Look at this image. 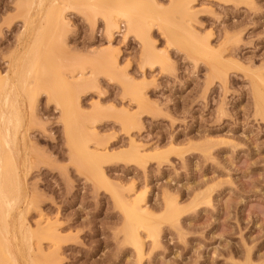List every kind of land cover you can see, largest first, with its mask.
<instances>
[{"label": "rangeland", "instance_id": "rangeland-1", "mask_svg": "<svg viewBox=\"0 0 264 264\" xmlns=\"http://www.w3.org/2000/svg\"><path fill=\"white\" fill-rule=\"evenodd\" d=\"M19 1L0 0V78L19 60L32 87L10 79L0 93L18 175L15 205L0 200V262L264 264V0ZM62 86L67 100L51 94ZM134 200L145 214L132 219Z\"/></svg>", "mask_w": 264, "mask_h": 264}, {"label": "bare ground", "instance_id": "bare-ground-1", "mask_svg": "<svg viewBox=\"0 0 264 264\" xmlns=\"http://www.w3.org/2000/svg\"><path fill=\"white\" fill-rule=\"evenodd\" d=\"M19 1V0H18ZM29 1V0H28ZM44 1V0H43ZM52 1V0H51ZM66 1V0H65ZM80 1H82V0H80ZM118 1H120V0H116L115 1V6H117L118 5ZM19 2H21V1H19ZM31 2V1H30ZM21 3H23L24 4V2H21ZM33 3V2H32ZM46 3V2H45ZM50 3V2H49ZM55 3V2H54ZM18 4H20V3H18ZM28 4H30V3H28ZM48 5V4H47ZM55 5V4H54ZM29 6V5H28ZM18 7V6H17ZM43 7V6H42ZM47 7V6H46ZM52 7H55V6H52ZM45 8V7H44ZM116 8V7H115ZM118 8V7H117ZM135 8V7H134ZM41 9V8H40ZM49 9H51V8H49ZM55 9V8H54ZM130 9H132V8H130ZM38 10H39V8H38ZM45 10H46V12H51L52 10H47L46 8H45ZM120 10V9H119ZM127 10L128 9H124V10H122V11H116V10H114L113 12H114V18H113V22H112V27L114 28V29H116L117 30V28H118V20H119V18H124V19H127L126 17H121V16H119V15H121V13H123V16H125V15H127L128 13H127ZM183 10V9H182ZM54 11V10H53ZM109 11H110V9H109ZM146 11H147V9H146ZM36 12H38V11H36ZM40 12V11H39ZM43 12H45V11H43ZM56 12V11H55ZM138 12H139V10H138ZM174 12H176V10L174 11ZM180 12V11H179ZM59 13V12H58ZM139 13H141L140 14V17L141 18H143V16H145V14L143 13V11L140 9V12ZM40 13H38V15H39ZM44 14H46V13H44ZM52 14H54V13H52ZM55 14H57V13H55ZM33 15H34V13H33ZM36 15V14H35ZM41 15V14H40ZM171 15V14H170ZM180 15V14H179ZM183 15V14H182ZM37 16V15H36ZM35 16V17H36ZM46 16V15H45ZM52 17H53V15H51ZM57 15H55L54 17H56ZM135 16H136V13L135 14H131L129 17H130V22H132L131 24H136L135 22H134V18H135ZM139 16V15H138ZM43 17V16H42ZM48 17V16H47ZM54 17H53V19H54ZM59 17V16H58ZM137 17V16H136ZM170 17V16H169ZM39 18V17H38ZM104 18V17H103ZM138 18V17H137ZM141 18H139V19H141ZM166 18V17H165ZM164 18V19H165ZM48 19V18H47ZM49 19H50V17H49ZM55 19H57V18H55ZM108 19H110V18H108ZM123 19V20H124ZM172 19V18H171ZM33 20V19H32ZM35 20V19H34ZM33 20V21H34ZM42 20V18L40 19V21ZM43 21V20H42ZM47 21V20H46ZM51 21H52V19H51ZM54 21V20H53ZM57 21V20H56ZM64 21V20H63ZM128 21V20H127ZM173 21V20H172ZM58 22V21H57ZM120 22V21H119ZM146 22V21H145ZM161 23L163 22V21H160ZM25 23H27V22H25ZM35 23V22H34ZM33 23V24H34ZM42 23V22H41ZM40 23V24H41ZM49 23H50V20H49ZM48 23V24H49ZM126 23V22H125ZM47 24V23H46ZM47 24V25H48ZM52 24H54V22L52 23ZM35 25V24H34ZM59 25V24H58ZM127 25H128V23H127ZM130 25V24H129ZM142 25V24H141ZM37 26H38V24H37ZM110 26V27H111ZM28 27V26H27ZM32 27V26H31ZM41 27H43V25L41 26ZM56 26H55V24H54V27H52V28H55ZM111 27V28H112ZM135 27H136V25H135ZM48 28V27H47ZM51 28V27H50ZM57 28V27H56ZM112 28V29H113ZM127 28V27H126ZM134 28V27H133ZM163 28H165V27H163ZM163 28H161V31H162V29ZM38 29H39V27H38ZM44 29H46L45 28V25H44ZM107 29H108V27H107ZM37 30V29H36ZM36 30H34V31H36ZM42 30V29H41ZM49 30V29H48ZM51 30H53V29H51ZM132 30V27L131 26H129L128 27V30H127V32L128 31H131ZM166 30H167V28H166ZM165 30V34H167V31ZM113 31V30H112ZM30 32V31H29ZM38 32V31H37ZM36 32V33H37ZM41 32V31H40ZM51 32V31H50ZM50 32H49V34H50ZM132 32H133V30H132ZM171 32V31H170ZM177 32H178V29H177ZM35 33V32H34ZM39 33V32H38ZM42 33H43V31H42ZM183 33V32H182ZM190 33V32H189ZM25 34V33H24ZM31 34V33H30ZM107 34V33H106ZM111 34V33H110ZM164 34V33H163ZM173 34V33H172ZM23 35V34H22ZM109 35V34H108ZM176 35V34H175ZM21 36V35H20ZM41 36H43V35H41ZM178 36H180L178 33H177V36L176 37H178ZM23 37V36H22ZM34 37V36H33ZM109 37H110V35H109ZM170 37V38H169ZM173 37H175V36H171V34L170 35H168L166 38V40L168 41V39L171 41V40H173L174 38ZM28 38V37H27ZM35 38H36V36H35ZM38 39H39V37H37ZM36 38V40L38 41V39ZM191 38V37H190ZM189 38V39H190ZM26 39V38H25ZM24 39V40H25ZM30 39H31V37H30ZM42 39V38H41ZM41 39H40V41H41ZM182 39H185V38H182ZM33 41H34V39H32ZM35 40V41H36ZM178 40V39H177ZM23 41V40H22ZM31 41V40H30ZM29 41V42H30ZM35 41H34V43H35ZM36 41V42H37ZM179 41V43L182 41L181 40V38H180V40H178ZM185 41V40H184ZM184 41H182V43H186V42H184ZM18 42H20L19 40H18ZM28 42V41H27ZM169 42V41H168ZM172 42V41H171ZM175 42H176V40L174 41V44H175ZM24 43V42H23ZM40 43V42H39ZM170 43V42H169ZM178 42H176V44H179ZM195 43H197V42H195ZM201 43V42H200ZM30 44V43H29ZM41 44H43V43H41ZM44 44H45V42H44ZM171 44H173V43H171ZM175 44V45H176ZM198 44V43H197ZM31 45V44H30ZM33 45V44H32ZM181 45V44H180ZM183 45H186V46H189L190 47V45H188L187 43L186 44H183ZM203 45V44H202ZM39 46V45H38ZM179 46V45H178ZM192 46V45H191ZM204 46V45H203ZM27 47H29L28 45H27ZM26 47V48H27ZM33 47H35V46H33ZM32 47V48H33ZM36 47H37V44H36ZM180 48H181V46H179ZM207 47V46H206ZM26 48H24V50L26 49ZM41 48V47H40ZM186 48V47H185ZM191 48V47H190ZM189 48V49H190ZM193 48V47H192ZM196 48H199V44H198V47L196 46ZM30 49L31 48H29V51H30ZM37 49H38V47H37ZM206 49V48H205ZM27 50H28V48H27ZM34 50V49H33ZM144 50V49H143ZM193 50H195V49H193ZM198 50V49H197ZM23 51V50H22ZM22 51H20L21 53H22ZM28 51V52H29ZM191 51V50H190ZM199 51V50H198ZM201 51V50H200ZM26 52V51H25ZM32 52H34V51H32ZM145 52V51H144ZM149 52V51H148ZM152 52V51H151ZM195 53H196V51H194ZM193 52V53H194ZM24 53V52H23ZM23 53H22V56H23ZM36 53H37V51H36ZM36 53H34L33 55H32V59H30L31 61L32 60H34V58H35V54ZM150 53V52H149ZM194 53V54H195ZM26 54H29V53H26ZM113 54V53H112ZM147 53H145V55H146ZM151 54V53H150ZM161 54H163V53H161ZM164 54H165V52H164ZM20 55V54H19ZM24 55H25V53H24ZM40 55V54H39ZM22 56H20V57H18V58H20V60H21V57ZM28 56V55H27ZM30 56V55H29ZM28 56V58L27 57H25V58H27L28 60H29V58L31 57H29ZM38 56V55H37ZM108 56V55H107ZM112 56V55H111ZM110 56V57H111ZM114 56V55H113ZM156 56H158V55H156ZM161 56V55H160ZM163 57H164V55H162ZM161 56V57H162ZM39 57V56H38ZM155 57V56H154ZM163 57H162V59H163ZM37 58V57H36ZM35 58V59H36ZM107 58V57H106ZM147 58V57H146ZM156 58V57H155ZM158 58H160V57H157V59ZM16 59V58H15ZM37 59H39V58H37ZM109 59H111L112 60V58H109ZM216 59V58H215ZM113 60H114V58H113ZM116 60V59H115ZM146 60H151L152 61V59H151V56L149 55V59H146ZM145 60V61H146ZM213 60V59H212ZM218 60V59H217ZM25 61V60H24ZM37 61V60H36ZM104 61V60H103ZM155 61V60H154ZM160 61H161V59H160ZM159 61V62H160ZM209 61H211V60H209ZM208 61V62H209ZM214 61V60H213ZM26 62V61H25ZM113 62V61H112ZM115 62V61H114ZM156 62V61H155ZM162 62V61H161ZM160 62V63H161ZM22 63V62H21ZM24 63V62H23ZM22 63V64H23ZM27 63V62H26ZM25 63V64H26ZM30 63V62H29ZM32 63V62H31ZM37 63V62H36ZM146 63H147V61H146ZM154 63V62H153ZM157 63V62H156ZM163 64H164V62H162ZM161 63V64H162ZM210 63V62H209ZM217 64L218 63H220L219 61L218 62H216ZM216 63H214V64H216ZM13 65H10V66H12V68H13V71H12V76H10L9 78H8V80H10V81H12V82H14V83H16V86H18V84L20 83L21 85H23V86H25L26 85V87H28L27 85H29L30 84V82L28 81V74H30V72L29 71H31V69H30V67L28 66L27 68H26V66L27 65H25V67H22V65H20V62H19V60H17V61H13V63H12ZM28 64V63H27ZM33 64V63H32ZM35 64V63H34ZM148 64V63H147ZM152 64V63H151ZM38 66V65H37ZM44 66V65H43ZM117 65H116V63H115V68L117 69V67H116ZM164 65H162V67H163ZM212 66V65H211ZM218 66H220L219 64H218ZM145 67V66H144ZM34 67L32 66V69H33ZM38 68V67H37ZM212 68V67H211ZM216 68V67H215ZM10 69H11V67H10ZM115 69V70H116ZM217 69V68H216ZM23 71V72H25V73H27L26 75H24L23 74V76H21L20 78H18V76H16L17 74L18 75H20V71ZM35 70V69H34ZM109 70V69H108ZM108 70H106V71H108ZM214 70V69H213ZM21 71V72H22ZM37 71H38V69H37ZM36 71V72H37ZM18 72V73H17ZM29 72V73H28ZM111 74V73H110ZM33 75H35V74H33ZM41 75V74H40ZM9 76V75H8ZM36 76V75H35ZM53 76V75H52ZM1 77H3V76H1ZM5 77V76H4ZM38 78H39V74H38V76H37ZM43 77V76H42ZM31 78V77H30ZM37 78V79H38ZM61 78V77H60ZM7 78H0V93L1 92H3L4 91V93H6V91H5V86H6V84L8 83V80H6ZM35 79V78H34ZM40 81V80H39ZM61 81V80H60ZM44 82V81H43ZM31 83H32V80H31ZM34 83H36L37 84V82H36V80H35V82ZM50 84V83H49ZM62 84V83H61ZM65 84V83H64ZM68 84V83H67ZM15 85V84H14ZM32 85H33V83H32ZM15 86V87H16ZM30 86H31V84H30ZM29 86V87H30ZM50 86H51V84H50ZM6 87H8V85L6 86ZM12 87V86H11ZM20 87V86H19ZM22 87V86H21ZM21 87L19 88V89H21ZM26 87H24V89H23V87H22V89L23 90H21V92H23L24 93V95L26 94L28 97H33L34 95H33V89L32 90H27L26 89ZM32 87V86H31ZM126 88H127V90L129 91V93L131 94V93H136V92H134L133 90H132V88L130 87V86H125ZM52 89H53V87H51ZM13 89V88H12ZM19 89H17V87H16V91H18ZM37 89V88H36ZM39 89V88H38ZM67 89H68V87L66 86V88L64 87V86H62V88L60 87V89H57V88H55V90H53V91H51V94H52V96L54 95V97H62V95L65 97V96H67V95H65L66 94V92H67ZM127 90H126V92H127ZM259 90V89H258ZM10 91H11V89H10ZM14 91V90H13ZM13 91H11V94H12V92ZM16 91H15V93H16ZM20 91V90H19ZM39 91H40V89H39ZM20 92V94L22 95V93ZM69 92H70V90H69ZM139 91H137V93H138ZM14 93V94H15ZM125 93V92H124ZM129 93H127V94H129ZM136 93V94H137ZM10 94V95H11ZM19 94V95H20ZM140 93H138V95H139ZM3 95V94H2ZM13 95V94H12ZM262 95V94H261ZM14 96V95H13ZM49 96V95H48ZM141 96H142V94H141ZM1 98H2V96H0ZM7 97H9L8 96V94H7ZM15 97V96H14ZM26 97V96H25ZM59 97H58V99H59ZM131 97V96H130ZM133 97H135V96H133ZM132 97V98H133ZM259 97V96H258ZM262 97V96H261ZM5 98V97H4ZM10 98H12V96L10 97ZM10 98H8V100L10 99ZM22 98V97H21ZM50 98V97H49ZM52 98V97H51ZM136 98H137V96H136ZM140 98V97H139ZM16 99V98H15ZM15 99H13V101L15 100ZM18 99H20V98H18ZM65 99L67 100L68 98L67 97H65ZM138 99V98H137ZM261 99V98H260ZM11 100V99H10ZM31 100V99H30ZM257 100V99H256ZM12 101V100H11ZM11 101H9V102H11ZM12 101V102H13ZM16 101V100H15ZM19 101H21V100H19ZM27 101H28V99H27ZM32 101V100H31ZM56 101V100H55ZM6 102H7V100H6ZM5 102V103H6ZM11 102V103H12ZM17 102V101H16ZM23 102V101H22ZM67 102V101H66ZM1 103V102H0ZM3 103V102H2ZM25 103V102H24ZM260 103L261 104H259V105H257V106H262V107H264V100H263V98L260 100ZM6 104H8V103H6ZM6 104H4V106H6ZM23 104V103H22ZM9 107H12L13 106V109L16 111L17 110V107H14V106H16V104H10L9 103ZM12 105V106H11ZM3 106V105H2ZM3 106V107H4ZM18 106H19V103H18ZM25 106H28V105H25ZM30 106H31V103H30ZM29 106V107H30ZM67 106V105H66ZM65 106V107H66ZM70 106V105H69ZM63 107V106H62ZM261 107V108H262ZM6 108H7V106H6ZM21 108V107H20ZM26 107H24V109H25ZM68 108V107H67ZM66 108V109H67ZM71 108V107H70ZM12 109V108H11ZM12 109V110H13ZM19 109V108H18ZM30 109H31V107H30ZM63 109V108H62ZM264 109V108H263ZM263 109L261 110V111H263ZM2 111H7L6 109H4V110H2ZM63 111V110H62ZM67 111V110H66ZM65 111V112H66ZM264 112V111H263ZM4 113V112H3ZM8 113H10V112H8ZM75 113V112H74ZM261 113V112H260ZM6 115H7V112L5 113ZM4 114V115H5ZM14 114H15V112H14ZM26 114V113H25ZM63 115H64V113H62ZM67 114V113H66ZM9 115V114H8ZM7 115V116H8ZM74 115V114H73ZM0 116H2V114H0ZM7 116H6V118H7ZM22 116H23V114H22ZM21 116V117H22ZM66 116V115H65ZM12 117H14V115L12 116ZM67 117V116H66ZM15 118H17L16 116H15ZM20 118V117H19ZM4 119V118H3ZM13 119V118H12ZM22 119V118H21ZM24 119V118H23ZM65 119V118H64ZM7 120H9V119H7ZM25 120V119H24ZM5 121V120H4ZM15 121V120H14ZM16 121H17V119H16ZM64 121V120H63ZM7 122V121H6ZM6 122H3L2 123V121H0V200L2 199L1 197H5V199L4 200H6V198L9 196L10 197V199H11V202H12V204H13V206L15 205V203H16V199H17V193H16V191H17V174H16V172H15V167H14V161H13V158H12V156H11V154L9 153L10 151H9V149L7 148V146H6V143H5V141L3 140V138L6 136L7 137V135H5V136H2V133H4L3 131H5L4 129H5V123ZM9 122V121H8ZM126 122V120L124 121V123ZM14 123V122H13ZM25 123V122H24ZM65 123L66 124H64V125H66V129H65V132L67 131V136H68V140L70 141L69 142V144L71 143L72 145H74V151H76V153L78 152V150H80V148L79 147H76V145H75V143H76V140H75V138H74V136H73V134H72V131H71V123L69 122V120H68V118H67V120H65ZM129 123V122H128ZM7 124H9V123H7ZM15 125V124H14ZM13 125V126H14ZM7 126H9V125H7ZM20 126L21 125H19V127L18 128H20ZM127 126V125H126ZM10 127H12V125L10 126ZM74 127V126H73ZM128 127H129V125H128ZM128 127H126V129H128ZM13 128V127H12ZM65 128V127H64ZM83 128V127H82ZM7 129V128H6ZM17 129V128H16ZM7 131V130H6ZM12 129H11V134H12ZM7 133H9V131L7 132ZM16 133V132H15ZM22 133V132H21ZM17 134V133H16ZM23 134V133H22ZM79 135V134H78ZM86 135V134H85ZM11 136V135H10ZM21 136V135H20ZM81 136V135H80ZM9 138V137H8ZM12 138V137H11ZM21 138H22V136H21ZM84 138V137H83ZM88 138V137H87ZM23 139V138H22ZM66 139H67V137H66ZM5 140H7L6 138H5ZM12 140V139H11ZM24 140V139H23ZM26 140V139H25ZM16 141V140H15ZM17 142V141H16ZM11 143H12V141H11ZM20 143V142H19ZM22 143V142H21ZM84 143H85V141H84ZM71 144H70V146H71ZM11 145H13V144H11ZM15 145H17V144H15ZM14 145V146H15ZM81 147H83V146H81ZM18 148V147H17ZM16 148V149H17ZM13 149V148H12ZM15 149V148H14ZM15 149V150H16ZM14 150V151H15ZM18 151V150H17ZM80 152H82L81 154V157H82V159L83 160H85V159H88L89 160V158L91 159V158H93L92 160H94V158H98V160H99V158H100V160H101V158H102V160H103V158H105L106 156H104V155H97V154H95V155H97V156H94V155H91V154H89L88 153V151H86V150H84L83 148L81 149V151H79V153ZM17 153V152H16ZM75 154V153H74ZM76 155V154H75ZM18 156H19V152H18ZM131 156V155H130ZM135 156V155H134ZM133 156V157H134ZM117 157H120V156H117ZM138 157V156H137ZM122 158V157H121ZM127 158V157H126ZM113 159H116V158H114L113 157ZM112 159V160H113ZM118 159H120V158H118ZM98 160H97V163H98ZM122 160H124V159H122ZM130 160H132V158L130 159ZM130 160H129V162H130ZM90 161V160H89ZM95 161V160H94ZM108 161H109V159H108ZM126 161H128V159H126ZM138 161V160H137ZM85 162V161H84ZM135 162V161H134ZM88 163V161H86V164ZM94 164L96 167H97V169L99 170V168L101 169V167H99L100 165H98V164ZM102 164V162H99V164ZM136 163V162H135ZM138 163V162H137ZM90 163H88V165H89ZM90 166H91V164H90ZM92 166H93V164H92ZM87 167V166H86ZM95 167V168H96ZM99 167V168H98ZM94 168V169H95ZM96 169V170H97ZM100 171V170H99ZM18 173V172H17ZM116 195V194H115ZM8 197V198H9ZM24 197H25V195H24ZM118 197V196H117ZM15 198V199H14ZM119 198H116V200H117V202H119L120 201V199L118 200ZM16 200V201H15ZM136 200V199H135ZM134 200V201H135ZM137 200H138V198H137ZM122 201V200H121ZM3 202V201H2ZM5 202V201H4ZM7 204H8V199H7ZM5 202V203H6ZM122 203H123V201H122ZM126 203V202H125ZM125 203H123V205L125 204ZM1 204V203H0ZM6 204V205H7ZM9 204H11L10 202H9ZM120 204V203H119ZM3 206H4V209H3V207H2V209L4 210V211H6V208H7V206L6 205H4V204H2ZM18 204H16V206H17ZM139 203L138 202H136L135 201V203L134 204H131V206L129 205V207H125V213L129 216V218H132V217H130V216H132V215H136V213H142V214H145L144 213V209L142 210L141 209V207H139ZM169 205V204H168ZM5 206H6V208H5ZM122 206V205H121ZM170 206V205H169ZM18 207V206H17ZM122 207H124V206H122ZM9 208L11 209V207H10V205H9ZM128 208V209H127ZM171 208H172V206H171ZM15 209H17V208H15ZM0 211V229H3L4 230V219L1 217V215H2V213H4V211ZM9 209L7 208V213H9L10 212V210L8 211ZM13 210V209H12ZM17 210H19V209H17ZM13 212V211H12ZM147 212V211H146ZM7 213H6V217H7ZM15 213V212H14ZM5 214V213H4ZM3 214V215H4ZM9 216V215H8ZM15 216V215H14ZM5 217V216H4ZM5 217V218H6ZM134 217V216H133ZM139 217V216H138ZM140 217H142V215L140 216ZM9 218V217H8ZM22 218V217H21ZM147 218V217H146ZM13 219V218H12ZM127 219V218H126ZM133 219V218H132ZM137 219V218H136ZM143 219H144V217H143ZM10 220V219H9ZM23 220V219H22ZM11 221V220H10ZM131 222V220H127V222ZM137 221V220H136ZM140 221H141V219H140ZM142 221H145V220H142ZM149 221V220H148ZM148 221H146V223L148 222ZM133 222V221H132ZM9 223V222H8ZM8 223L6 224V226L8 225ZM11 223H12V221H11ZM22 223V222H21ZM138 223V222H137ZM142 222H139L138 224H141ZM145 223V224H146ZM22 224H24V222L22 223ZM132 224V223H131ZM14 224L12 223V226H13ZM137 225V224H136ZM12 226H9V228L11 227V229L13 228ZM26 226V225H25ZM134 226H135V223H134ZM139 226V225H138ZM138 226H135V227H137L138 228ZM21 227V226H20ZM132 227H133V224H132ZM6 228V227H5ZM134 228V227H133ZM136 228V229H137ZM148 228H149V226H148ZM147 228V229H148ZM152 228V227H151ZM6 230V229H5ZM5 230H4V232L3 233H5ZM8 230V229H7ZM24 230V229H23ZM27 231V230H26ZM148 231H149V229H148ZM7 232V231H6ZM22 232V231H21ZM28 232V231H27ZM132 232V231H131ZM6 235V234H5ZM25 235V234H24ZM27 235L30 237V234H28L27 233ZM128 236V235H127ZM21 237V236H20ZM25 237V236H24ZM24 237H23V239H24ZM29 237H27L26 239L27 240H29ZM130 237L132 238V240L134 241H132L134 244L133 245H135V243H136V246H137V244L139 243V241H141V240H139L140 238H139V236H138V234H137V231L135 230V231H133L132 233H131V235H130ZM6 238V237H5ZM4 239V238H3ZM25 240V239H24ZM24 240H23V242H24ZM26 240V241H27ZM14 241V240H13ZM25 241V242H26ZM3 242V241H2ZM27 242H29V241H27ZM1 243V242H0ZM5 243V242H4ZM141 244H142V242H141ZM1 246H0V259H1V261H2V263H3V261L5 260L4 259V256L6 255H4V251H3V248H4V245H3V243L2 244H0ZM27 245H29L28 243H27ZM140 245V244H139ZM135 246V247H136ZM138 247V246H137ZM8 249V248H7ZM30 250H32L31 248H29ZM20 250V249H19ZM9 251V250H8ZM21 252H23V251H20V253ZM30 253V252H29ZM29 253H27V254H29ZM32 253V252H31ZM7 254H8V252H7ZM10 254V253H9ZM8 254V255H9ZM22 254H24V253H22ZM31 255V254H30ZM29 255H27V257H28ZM7 257V256H6ZM31 257V256H30ZM8 260V259H7ZM27 261V260H26ZM29 261V260H28ZM33 261V260H32ZM1 263V262H0ZM1 263V264H2ZM15 263V262H14ZM27 263H29V262H27ZM32 263V262H31ZM4 264H6V263H4ZM30 264V263H29ZM44 264V263H43Z\"/></svg>", "mask_w": 264, "mask_h": 264}]
</instances>
